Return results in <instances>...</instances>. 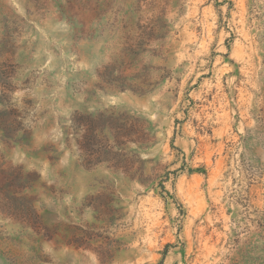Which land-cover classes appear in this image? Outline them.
Instances as JSON below:
<instances>
[{"label":"rangeland","instance_id":"rangeland-1","mask_svg":"<svg viewBox=\"0 0 264 264\" xmlns=\"http://www.w3.org/2000/svg\"><path fill=\"white\" fill-rule=\"evenodd\" d=\"M0 264H264V0H0Z\"/></svg>","mask_w":264,"mask_h":264}]
</instances>
